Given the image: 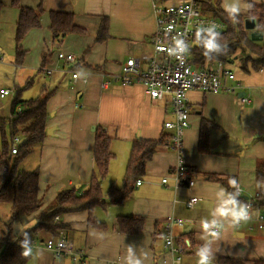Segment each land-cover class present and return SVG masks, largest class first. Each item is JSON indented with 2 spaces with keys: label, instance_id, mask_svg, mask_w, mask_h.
I'll return each mask as SVG.
<instances>
[{
  "label": "crops",
  "instance_id": "crops-1",
  "mask_svg": "<svg viewBox=\"0 0 264 264\" xmlns=\"http://www.w3.org/2000/svg\"><path fill=\"white\" fill-rule=\"evenodd\" d=\"M219 1L228 13H247L245 0ZM249 1L264 3V0ZM20 2L23 7L42 5L44 12L40 17V28L30 31L20 43L26 54L21 65L15 64L19 9L12 6V0H0V65L6 63L14 66L15 71L42 76L44 80L38 84L36 76L29 77L34 79L30 87H35L33 96L45 86L48 92L54 93L47 104V128H51L52 134H47L43 146L23 161L26 170L38 169L40 172L41 210H48L62 191L75 188L82 193L88 189L96 170L93 158L96 126H103L113 137L111 151L114 159L107 178L101 181L102 192L106 180L113 182L111 187L122 189L135 140L139 137L158 140L164 134L170 135L171 131L164 129V124L174 121L170 103L166 99H151L141 84L123 86L112 83L107 89L102 87L103 74H117L130 57L152 52L151 38L156 31L154 0ZM51 12L73 14L74 24L82 33L69 34L62 41L55 42ZM105 19L109 23V37L97 42ZM59 51L76 56V64L68 66L59 62ZM237 61L235 59L233 69L242 85L240 91L189 93L192 112L190 126L184 135L183 159L194 172V188L175 189L171 179L167 185L161 183L176 165V155L169 144L158 147L146 166L145 175L136 178L141 180V185L135 186L136 180L133 181V192L121 205L110 204L108 197L106 211L113 216L111 226L103 222L106 230H87L85 211L70 212L58 218V222L68 226L61 236L75 249L84 251L88 264H105V260H118L121 264H163L162 237L165 220L171 215L186 222V227L178 228L176 233H189L186 236L194 244V249L182 256V264H219L218 259L222 257L237 258L246 264L264 259V229L242 221L236 225L244 214L243 203H235L229 192H234L239 185L243 189L242 197L253 198L261 187L255 181V172L258 162L264 160V69L246 73L238 63L236 68L241 74L237 75ZM45 68L54 69V72L46 75ZM74 68L82 75L88 74L86 84L81 77L74 83L69 72ZM240 94L249 97L251 104L243 105ZM203 121L210 124L208 152L199 149ZM210 175L227 183L212 181ZM120 178L122 183L118 185ZM190 195L201 198L192 209L185 206ZM96 211L94 209L93 214L99 220ZM133 215L144 218V230L137 236L123 235L117 217ZM25 219L28 222L20 232H11L12 242L38 222ZM4 238V230L0 227V241ZM49 238L43 234L38 236L41 243ZM37 250L41 252L35 254ZM32 252L34 254L27 264H70L69 258L57 259L43 247ZM203 257H208V261L202 262Z\"/></svg>",
  "mask_w": 264,
  "mask_h": 264
},
{
  "label": "trees",
  "instance_id": "trees-1",
  "mask_svg": "<svg viewBox=\"0 0 264 264\" xmlns=\"http://www.w3.org/2000/svg\"><path fill=\"white\" fill-rule=\"evenodd\" d=\"M21 0H12V6L19 9V19L16 26L15 42L16 56L14 63L21 65L25 52L20 43L34 29L40 28V17L44 12L40 4L36 8L23 7ZM248 1L246 14H235L224 11L219 0H199L202 13L215 18L226 25L224 33H209L199 31L195 35L194 44L189 51V62L195 67L204 69L210 64L220 61L234 63L235 59L241 62V70L249 73L250 70L264 69V3L255 4ZM256 21L257 31L262 33L261 41H253L245 27V20ZM51 31L55 42L61 41L69 34H79L82 31L74 24V15L66 12H51ZM109 23L102 21L97 42L105 41L108 37ZM75 69V68H74ZM34 79L30 78L24 89H18L16 97L11 104V116L7 119L0 118V204L10 205L9 224H5L4 235L11 232L14 224L22 218L29 221L37 220L33 228H28L23 234L12 242L10 238L0 241V264H27L31 259V252H26L24 245L31 243L40 234L51 238L61 237L68 226L58 222L56 218L70 212H87V230L103 231L107 226L99 222L93 212L96 207L106 210V202L101 181L109 174L110 163L114 159L111 151L113 137L103 126H96L94 130L93 158L95 173H93L89 187L80 193L77 189L60 192L50 208L42 211V200L39 195L40 172L38 169L26 170L22 163L26 157L35 150L40 149L47 136V122L49 114L47 104L54 94L48 92L46 86L35 97L27 100L21 98L22 91L31 87ZM18 109L21 113L18 114ZM6 126L8 131H6ZM210 124L203 121L199 149L208 152V129ZM19 137L21 142L18 153L12 154L14 138ZM170 144V136L162 135L158 140L137 138L131 149L127 163L124 186L122 189L111 187L108 192L109 203L121 205L133 192V181L142 178L146 173L147 164L153 159L158 147ZM210 180L227 183L216 175H210ZM229 180V178H227ZM255 181L261 186L255 196L254 205L264 209V160L258 162L255 172ZM235 203L246 202L248 198L237 195L236 191H229ZM117 225L123 235L137 236L145 227L142 216H118ZM188 236L189 233H186ZM33 251V250H32ZM219 264H246L244 261L222 257ZM253 264H264V259H258Z\"/></svg>",
  "mask_w": 264,
  "mask_h": 264
},
{
  "label": "built area",
  "instance_id": "built-area-1",
  "mask_svg": "<svg viewBox=\"0 0 264 264\" xmlns=\"http://www.w3.org/2000/svg\"><path fill=\"white\" fill-rule=\"evenodd\" d=\"M156 14V31L151 38L152 52L143 53L139 57H130L121 66L117 74H101L105 80L102 87L107 89L112 83L129 86L141 84L146 94L153 100H167L173 111L174 121L166 122L164 129L171 131L170 148L176 155V165L170 175L163 178L161 183L167 185L169 179L173 181L175 189H192L195 186L194 172L188 168L183 159L184 135L190 126L192 112L189 93L200 91L210 93H236L242 89L233 69V63L220 61L210 64L204 69L195 67L189 62V51L193 47L195 35L199 31L209 33H224L226 25L221 21L202 13L199 0H154ZM57 60L65 65H75L78 60L73 54L57 52ZM56 70V69H55ZM46 75H51L54 69L45 68ZM72 80L77 82L79 77L86 84L88 74L82 75L76 69H70ZM228 82H235L229 85ZM11 94L10 90H0V101ZM243 105H250L247 96L240 98ZM21 109H18V114ZM21 142L19 137L14 138L12 154L18 153ZM137 179L135 186H140ZM237 195L241 196L243 189L235 187ZM254 199L248 198L243 202L244 214L236 221L255 223L257 228L264 229V209L254 205ZM201 198L190 195L185 206L194 208ZM176 203V200H174ZM58 220V218H56ZM186 222L174 215L166 218L162 237L164 257L163 264H182V256L192 251L194 244L186 234H177L178 228L184 229ZM38 245L32 241L24 245L26 252H31ZM43 248L57 258L67 257L70 264H88V256L83 250L71 246L64 236L49 238L43 242ZM207 262L208 257H203ZM105 264H121L118 260H105Z\"/></svg>",
  "mask_w": 264,
  "mask_h": 264
},
{
  "label": "rangeland",
  "instance_id": "rangeland-1",
  "mask_svg": "<svg viewBox=\"0 0 264 264\" xmlns=\"http://www.w3.org/2000/svg\"><path fill=\"white\" fill-rule=\"evenodd\" d=\"M245 1L248 4V1L247 0H245ZM251 20L252 19H249V18H247L245 20V27H246V24ZM254 26H255V28L252 31L258 32L255 20H254ZM238 63L241 66V62L237 61L235 68H236V66L239 65ZM236 69H235V71H236L237 75H240L241 70L239 68H236ZM18 71L19 70L15 71L14 66H10L9 64L1 63V65H0V89L4 88L7 90L9 89L11 91V94L9 96H7L4 100L1 101L2 108H0V118H2V119H7L10 116L11 103L14 100V98L16 97V93L18 92V89H24V86L26 85L27 81L30 79L29 77L36 76V83L37 84L41 83L44 80V78L40 75H37L34 73L28 74V72L22 73L21 71H19V72ZM52 84H53V82H52ZM34 88L32 89L29 87L26 90H23L21 98L22 99L35 98L39 93L36 96H33L34 90H35ZM54 88L55 87H52L51 89H54ZM53 119H55V118H53ZM7 129H8V127L6 126V131L9 132ZM49 129H51V128H49ZM0 136H1V132H0ZM0 141H1V139H0ZM21 165L25 169L24 162ZM111 183H113V182H110L109 180H106L103 182L104 189H103L102 193H103V196H104L106 201L108 200V192H109L108 190L111 187L110 186ZM121 183H122V178H120L118 185H120ZM95 209L97 210L96 212L99 215L98 221L106 222L107 224L110 223L109 225L111 226L110 221H112L111 216H113V214L108 213L106 211L107 208H106V210H103V209H101V207H96ZM9 217H10V205L0 204V227L3 228V230H5V224H7V225L9 224ZM100 219H103V220H100ZM27 222L28 221L25 218L20 219L19 221H17L14 224L11 232H13V234L20 232L21 229L26 225ZM30 225L31 224H29V226ZM29 226H27V227H29ZM11 232L7 231L6 234H7L8 238L11 237ZM6 234L4 236L7 238ZM6 238H4L3 242L7 240ZM12 239H14V238H12ZM75 240H77V239L75 238ZM33 241L38 245V247H43V243H41V241L38 238L34 239ZM39 252H41V251L37 250L35 254H37ZM32 254H34V252L31 253V256H32ZM62 258H64V257H62ZM62 258H57V259H62Z\"/></svg>",
  "mask_w": 264,
  "mask_h": 264
},
{
  "label": "water",
  "instance_id": "water-1",
  "mask_svg": "<svg viewBox=\"0 0 264 264\" xmlns=\"http://www.w3.org/2000/svg\"><path fill=\"white\" fill-rule=\"evenodd\" d=\"M254 28H255V26H254V20L252 19L251 21H249V22L246 24V29L252 31ZM250 36H251V39H252L253 41H256V42L261 41V40L263 39V35H262V33H260V32H252V33L250 34ZM59 40H61V38H60ZM243 95H244V94H240L239 97H242ZM94 130H95V128H94ZM47 134H48V135L52 134V130L49 129V130L47 131Z\"/></svg>",
  "mask_w": 264,
  "mask_h": 264
}]
</instances>
